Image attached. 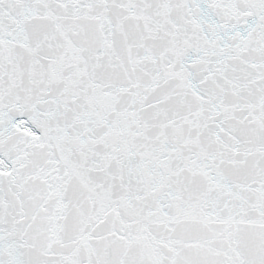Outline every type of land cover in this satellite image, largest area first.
Instances as JSON below:
<instances>
[{"label": "snow or ice", "instance_id": "obj_1", "mask_svg": "<svg viewBox=\"0 0 264 264\" xmlns=\"http://www.w3.org/2000/svg\"><path fill=\"white\" fill-rule=\"evenodd\" d=\"M0 264H264V0H0Z\"/></svg>", "mask_w": 264, "mask_h": 264}]
</instances>
